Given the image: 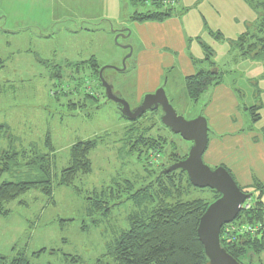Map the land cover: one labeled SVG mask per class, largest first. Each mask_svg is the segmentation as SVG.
Masks as SVG:
<instances>
[{
	"label": "rangeland",
	"instance_id": "1",
	"mask_svg": "<svg viewBox=\"0 0 264 264\" xmlns=\"http://www.w3.org/2000/svg\"><path fill=\"white\" fill-rule=\"evenodd\" d=\"M135 10L146 11L147 7H134L130 0H0V126L7 127L15 138L14 147L28 151L34 144L45 152L44 137L49 132L54 147L52 174L56 176L67 167L72 145L98 141L90 155L91 173L74 183L79 195L54 182L50 199L33 190L5 206L9 213L0 216V258L10 260L23 255L30 264H66L63 256L70 255L79 257L82 264H94L102 257L105 263L114 264L107 253L127 230L128 219L150 215L161 198L156 180L162 170L187 156L191 143L161 124L160 109L134 121L125 120L105 99L99 78L86 68H75L78 73L73 74L65 67L95 57L105 68L102 76L113 93L135 109L139 89L133 81V61L140 38L129 21ZM176 10L184 39L191 40L189 54L198 62L195 69H208L213 63L223 75V94L216 96L213 104L216 91L212 88L193 103L185 94L183 78H174L173 93L162 78L155 84L164 90L178 116L186 121L197 117L207 121L211 141L215 137L212 121L222 123L223 127L219 126L227 131L224 135L235 131L255 135L258 141L256 134L264 135V62L242 59L234 45L241 34L256 33L257 13L243 0H180ZM119 19L122 23L117 22ZM121 30L133 31L132 37H124ZM57 74L60 77H54ZM150 82L142 89L155 87ZM86 94L96 101L85 98ZM253 106L260 108L256 123L246 110ZM141 139H161L165 144L162 153L151 151L146 155V148L138 145ZM7 147L0 131V152ZM243 150L254 160H261L263 179L261 152L258 157L256 151L250 153L249 148L241 146L238 153L233 151L238 155ZM202 161L211 170L230 165V158L225 159L224 166L208 163L205 154ZM176 174L179 193L172 191L173 199L168 203L202 200L211 204L216 200L217 195L208 189L188 187L184 176L178 182ZM3 180L17 181L10 177ZM148 186L155 202L143 200L136 204L132 194ZM93 192L104 193L95 200L108 202V206L90 212L86 198L94 197ZM256 198L252 193L251 200ZM105 207L109 210L104 211ZM40 249L55 253L31 259ZM241 263L264 264V252L250 261L243 258Z\"/></svg>",
	"mask_w": 264,
	"mask_h": 264
},
{
	"label": "trees",
	"instance_id": "2",
	"mask_svg": "<svg viewBox=\"0 0 264 264\" xmlns=\"http://www.w3.org/2000/svg\"><path fill=\"white\" fill-rule=\"evenodd\" d=\"M177 1L175 0L173 6H166L163 0H130L131 5L134 7L144 5L147 7V10H135L130 15L129 21L133 23L164 22L175 15L174 6L177 4ZM243 1L258 15L256 23L257 31L255 34H241L234 42V45L241 58L264 62V0ZM218 37L220 38V35H217ZM2 64L0 60V69L3 67ZM65 67L67 71L73 74L78 73L75 68L77 70L86 68L96 79L101 68L94 59L74 66L66 65ZM55 76L60 77V74ZM222 76V73L216 70L215 65L210 63L208 69L200 70L195 75L185 78L184 88L187 98L191 102L197 103L205 91L222 84ZM98 85L103 90L99 81ZM85 98L96 101L95 98L88 94L85 95ZM258 109H260L258 106L246 109L249 110L253 123L259 121ZM0 131L3 133V138H6L8 142L7 149L0 152L1 217H6L9 213L5 209L7 204L16 201L30 191L37 190L44 197L52 198L54 182H56V186L70 188L79 195L78 190L74 187V183L79 177L87 176L91 173L90 155L97 148L98 141L96 139L79 141L72 145L69 148L67 167L55 176L52 174L54 147L49 132L44 137L43 147L45 152H40L34 144L29 145L28 151L25 149L17 150L13 144L15 143V138L9 133V129L5 126H0ZM140 144L146 148V155L151 151H155L154 153L157 152L160 155L165 145L161 139H141L138 142V145ZM137 160L141 162V156L137 155ZM179 160L181 159L174 162H178ZM175 173H178L176 174L179 177L178 182H181L182 176H184L187 186L191 187L186 174L182 171L160 175L158 180H156L157 190L161 195V198L158 197L157 207L145 219L138 218L137 216L128 219L127 230L116 238L107 253V256L114 264L206 263L207 260L197 238L196 230L199 219L209 204L202 200L168 203L167 200L173 199L172 191L177 194L179 193L180 186L177 187L175 184ZM4 177H10L17 181H4ZM23 177H27L28 179L20 180ZM150 188L148 186L146 189L135 192L136 194H132L131 199L138 205L143 200L145 201L144 203L155 202L153 195L150 194ZM242 191L250 194L251 198L252 193H255L257 198L251 208L242 210L236 219V223L233 222L232 224H255L261 221L264 217L261 203V200L264 198V184H254L250 190ZM211 192L217 195V198L219 197L216 192ZM92 194L94 197L90 195L86 198L90 202V212L93 210L99 211L103 208L102 206H108V202L104 203L95 200L99 196L102 198L104 193L97 194L93 192ZM141 194L143 196L139 200ZM176 196L179 197L178 195ZM109 197L112 198L113 195L109 194ZM108 210L109 207H105L104 211ZM71 221L69 220L68 222ZM220 242L222 248L240 264H242L243 258H248L250 261L254 255L259 256L264 252V235L261 237L235 236V241L232 242H227L220 237ZM54 253V251L47 252L45 249H40L31 255V259L39 258L44 254L51 255ZM63 257L66 264H82L81 259L77 256L64 255ZM0 261L1 264H30L29 259L23 255L10 260L2 257ZM94 264L107 263L104 262V257H102L96 260Z\"/></svg>",
	"mask_w": 264,
	"mask_h": 264
},
{
	"label": "crops",
	"instance_id": "3",
	"mask_svg": "<svg viewBox=\"0 0 264 264\" xmlns=\"http://www.w3.org/2000/svg\"><path fill=\"white\" fill-rule=\"evenodd\" d=\"M179 3L180 0H178L177 4L174 6L175 15L164 22L134 23L132 25L135 29V34L138 38H140L136 55L134 54V48L132 47V54H134L133 67L135 74L133 81L135 83L136 80V89H139L137 90L138 94L135 96V103L137 104L136 106H139L143 95L153 94L159 88V85L155 83L159 82L160 78H162V81L164 80V83L168 89L173 93L174 78H183L184 81L185 78L195 75L198 71L205 70L204 68L197 71L195 68L198 67V62L194 60L189 54V41L191 40L188 37L184 39L182 34V25L176 10ZM117 22L122 23L121 19H119ZM122 33L124 34V37L127 36V38H131L133 31L129 30L126 32V30H121L120 34ZM90 59H94L98 64L95 57L92 56ZM77 64L79 63H68L67 65L74 66ZM168 78H170V80H168ZM149 80L152 81L150 82ZM148 82H153L155 87L142 89V87ZM222 85L223 84L213 88V90L216 91L213 93V104L217 99L216 96L223 94ZM145 90L149 91L144 92ZM226 92L232 97V99H235L233 96L234 94H231L229 91ZM220 124L222 126L220 121H214V123L213 121L211 122V128H214L213 130L215 137L211 141L208 137V130V143L204 152L205 160L208 163H215L216 166H224L225 159L230 158V165H227L228 167L225 168L233 180L236 181L235 183L237 186L244 191L250 190L254 184H264V178H261V160H254V157L247 152H244V150L241 152V154L237 155L239 146H241L243 149L244 147L249 148L250 153L256 151L258 157L261 152V155L264 157L263 133L262 135L256 134V136H258V141L255 135L247 136L245 133H235V131L233 133H225L226 135H224L223 133L227 131H223V128L219 126ZM253 125L254 124H252V126ZM217 137L221 139L216 140ZM244 139L247 141L244 142ZM227 140L229 141L226 142ZM233 150H237V153ZM237 178L239 182L237 181Z\"/></svg>",
	"mask_w": 264,
	"mask_h": 264
},
{
	"label": "water",
	"instance_id": "4",
	"mask_svg": "<svg viewBox=\"0 0 264 264\" xmlns=\"http://www.w3.org/2000/svg\"><path fill=\"white\" fill-rule=\"evenodd\" d=\"M104 70L105 68L99 70L98 77L105 99L114 104L115 109L123 118L134 121L148 111L153 112L160 109L161 124L173 134L180 136L183 141L191 143L185 159L166 167L161 175L182 171L192 187L208 189L219 195L207 206L200 217L196 230L197 238L207 260L205 264H240L222 248L220 234L224 226L237 219L241 206L251 198V195L237 186L225 168L218 167L211 170L203 163L202 157L208 143V128L205 119L197 117L186 121L178 116L162 88L157 89L153 94L143 96L139 106L131 110L128 103L114 94L112 86L104 80L102 77Z\"/></svg>",
	"mask_w": 264,
	"mask_h": 264
},
{
	"label": "built area",
	"instance_id": "5",
	"mask_svg": "<svg viewBox=\"0 0 264 264\" xmlns=\"http://www.w3.org/2000/svg\"><path fill=\"white\" fill-rule=\"evenodd\" d=\"M166 6H173L175 0H163ZM262 210L264 212V198L261 200ZM253 201L251 198L243 203L241 206L242 210H248L251 208ZM247 235L250 237H261L264 235V217L261 221L255 224H244V225H233L232 223L224 226L221 229L220 237L227 242L235 241V236Z\"/></svg>",
	"mask_w": 264,
	"mask_h": 264
},
{
	"label": "flooded vegetation",
	"instance_id": "6",
	"mask_svg": "<svg viewBox=\"0 0 264 264\" xmlns=\"http://www.w3.org/2000/svg\"><path fill=\"white\" fill-rule=\"evenodd\" d=\"M99 73V72H98ZM103 77V76H102ZM97 78H99L98 76H97Z\"/></svg>",
	"mask_w": 264,
	"mask_h": 264
}]
</instances>
